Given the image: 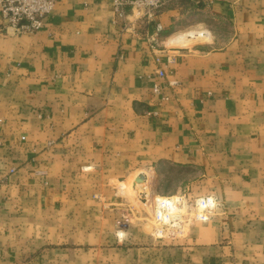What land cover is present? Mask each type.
Segmentation results:
<instances>
[{"label": "crops", "instance_id": "1", "mask_svg": "<svg viewBox=\"0 0 264 264\" xmlns=\"http://www.w3.org/2000/svg\"><path fill=\"white\" fill-rule=\"evenodd\" d=\"M114 19L113 0H57L16 34L0 12V264H264V0ZM144 172L153 195H213L215 216L150 236L127 189Z\"/></svg>", "mask_w": 264, "mask_h": 264}, {"label": "built area", "instance_id": "2", "mask_svg": "<svg viewBox=\"0 0 264 264\" xmlns=\"http://www.w3.org/2000/svg\"><path fill=\"white\" fill-rule=\"evenodd\" d=\"M167 1L113 0L115 13L114 23L120 25L124 31L133 30L134 25L139 22L145 24V27L150 26L156 22V15L165 6ZM56 2L57 0H0V12L2 19L6 22V30L16 34H33L38 32L43 28L44 19L53 11ZM162 31L163 26L160 23H155L154 36H159ZM139 35L141 34L136 32V36ZM160 75L163 76L164 73L161 72ZM155 92L160 93V87L157 86ZM213 202L211 198H205L201 199L198 205L207 214L209 212L208 210L212 208ZM155 208L156 212L154 216L157 221L163 224L169 219L167 213L171 215L170 212L175 211L174 207L165 202L161 205H155ZM206 214H203L201 218H206ZM117 225L120 231L124 230L129 225V218L117 221Z\"/></svg>", "mask_w": 264, "mask_h": 264}, {"label": "rangeland", "instance_id": "3", "mask_svg": "<svg viewBox=\"0 0 264 264\" xmlns=\"http://www.w3.org/2000/svg\"><path fill=\"white\" fill-rule=\"evenodd\" d=\"M181 33V38L184 39V41L187 38H193L192 40L198 41L200 39L205 38L208 36V32L204 31H197V30H191V31H186V32H180ZM133 181V180H132ZM132 181L128 182V192L131 195L132 198V204L134 207V212H136L137 219H139L136 222V216L132 218L127 216H122L119 219L116 220L115 222V234L118 236H115V238L120 240L121 242L124 240V232L130 228L132 224L136 223H141L143 226L146 225V231L152 233L149 235L159 238L161 240L167 239V240H175V239H180L183 238V235L186 231H190L191 228L197 227L202 224H206L208 221L212 219L213 216H215V213L217 212V204L214 199L213 195H205V196H195L194 198H190L185 191L182 192V190H177L176 192H173L171 194H166V196L160 197L157 196L158 198H172L171 200L173 201V205L175 206V211L170 212V214L167 213L169 216V219L167 220L164 224L160 221H157L154 213L156 212L155 205H160V199H155L153 202H151L150 207H148L140 197L137 196L133 192L132 188ZM162 184L164 186L168 187L171 185L170 179H166L162 181ZM181 191V192H180ZM150 194L151 191H149ZM135 195V196H134ZM153 195V194H152ZM137 196V197H136ZM205 198H211L214 202L212 205V208H210L208 213L203 212V208L198 205V202H200L201 199ZM176 202V203H174ZM144 204V205H143ZM176 212V213H175ZM144 215V218L141 216ZM203 214H206V218H201ZM125 218H129V225L126 226L124 230L119 229L117 225V221L123 220ZM132 219V220H131ZM134 222V223H133ZM160 230V232H159Z\"/></svg>", "mask_w": 264, "mask_h": 264}, {"label": "bare ground", "instance_id": "4", "mask_svg": "<svg viewBox=\"0 0 264 264\" xmlns=\"http://www.w3.org/2000/svg\"><path fill=\"white\" fill-rule=\"evenodd\" d=\"M148 170V169H147ZM154 172H144L143 174L139 175L137 178H135L133 180V192L135 194H137L138 197L141 198V200L148 206L150 207L151 202H153L155 199H160L158 197H156V195H152L149 193V187L148 184L150 182V180L153 178ZM152 181V180H151ZM153 182V181H152ZM152 184V183H151ZM135 196V195H134ZM136 196V197H137ZM160 205L165 202V203H169L172 207L175 208V206L173 205V201L171 199L168 198H161L160 199ZM169 212V211H168ZM176 213V212H175ZM170 220V219H169ZM171 221V220H170Z\"/></svg>", "mask_w": 264, "mask_h": 264}]
</instances>
